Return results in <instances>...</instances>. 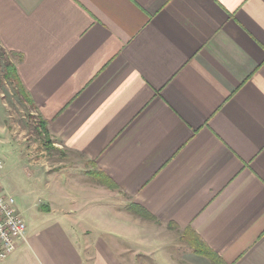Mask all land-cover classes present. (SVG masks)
<instances>
[{
	"label": "crops",
	"instance_id": "0c3cea01",
	"mask_svg": "<svg viewBox=\"0 0 264 264\" xmlns=\"http://www.w3.org/2000/svg\"><path fill=\"white\" fill-rule=\"evenodd\" d=\"M0 52L86 168L6 161L27 233L0 264H172L134 204L264 264V0H0Z\"/></svg>",
	"mask_w": 264,
	"mask_h": 264
},
{
	"label": "rangeland",
	"instance_id": "374dc122",
	"mask_svg": "<svg viewBox=\"0 0 264 264\" xmlns=\"http://www.w3.org/2000/svg\"><path fill=\"white\" fill-rule=\"evenodd\" d=\"M11 56L6 57L4 53L0 52V64L4 72L7 70L6 65L12 62L10 60ZM3 77L0 84V158L3 164L5 165L7 161L19 165L22 154L29 156V153H33L35 158H44L49 168H57L59 171L68 166L85 177L84 159L75 157L73 154L67 153V150L60 148L61 143L55 137H52L48 129L44 127L43 120H41L35 105L29 102L28 95L20 93V95L22 94L20 96L19 91H17V83L5 75ZM94 176L104 182L112 198H118L123 203L125 198L118 193L117 188L99 173H95ZM10 178L12 188L16 193L18 179ZM20 178L25 184H29L22 174ZM63 179L66 180L67 178L63 177ZM64 183L66 184L67 181H64ZM127 208L129 207H126V210ZM136 215L142 217L140 213ZM141 219L149 221L147 228L151 226V229L156 233L150 235H155L160 239V243L165 244V250L169 253L172 264H219V262L211 260L208 256L195 253L187 239L184 238V234H192L190 229H179L173 225L161 227L155 220L144 217ZM151 221H153V224H150ZM160 243L155 242L153 250H161ZM158 256H160V253ZM145 259L147 261H144V264H156L148 257H145Z\"/></svg>",
	"mask_w": 264,
	"mask_h": 264
},
{
	"label": "built area",
	"instance_id": "2783aa9c",
	"mask_svg": "<svg viewBox=\"0 0 264 264\" xmlns=\"http://www.w3.org/2000/svg\"><path fill=\"white\" fill-rule=\"evenodd\" d=\"M4 167L0 158V170ZM27 225L19 213L13 195L3 191L0 179V261L15 252L19 243L25 241Z\"/></svg>",
	"mask_w": 264,
	"mask_h": 264
},
{
	"label": "trees",
	"instance_id": "16d2710c",
	"mask_svg": "<svg viewBox=\"0 0 264 264\" xmlns=\"http://www.w3.org/2000/svg\"><path fill=\"white\" fill-rule=\"evenodd\" d=\"M5 76L9 77L11 80H14L17 83V91H19L18 94L19 95L20 93L27 94L28 95L27 98L29 99V102H31L34 105L32 99L30 98L28 92L26 91L25 87L23 86L20 80L15 65L11 63L7 65V73ZM43 123H44V127L47 128L46 122L43 121ZM129 211L136 214L140 213V215L146 219H153V217L147 212V210H145L139 205L134 204L130 206ZM191 233L192 234H184V238L187 239V241L189 242L190 246L193 248L196 254L202 256H208L211 260H216L217 262H219V264H224V262L204 242H202V240L197 236V234H195L194 232Z\"/></svg>",
	"mask_w": 264,
	"mask_h": 264
}]
</instances>
